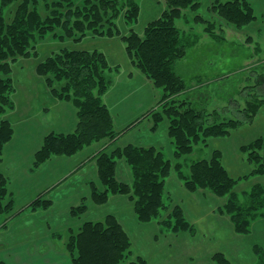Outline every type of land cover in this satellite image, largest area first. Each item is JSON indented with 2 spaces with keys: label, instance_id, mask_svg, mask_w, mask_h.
I'll use <instances>...</instances> for the list:
<instances>
[{
  "label": "rangeland",
  "instance_id": "374dc122",
  "mask_svg": "<svg viewBox=\"0 0 264 264\" xmlns=\"http://www.w3.org/2000/svg\"><path fill=\"white\" fill-rule=\"evenodd\" d=\"M229 1L235 0H201L199 8L184 11L182 18L176 21L182 36L195 44L188 56L177 65V73L191 88L187 98L196 108L205 111V127L231 120L241 124L227 137L201 141L195 145L193 154L181 158L175 155V143L169 135L170 119L163 116L159 123L156 122V114L161 115L164 109V91L136 66L123 40L132 32L144 37L147 26L161 18L167 10L166 0H134L139 11L137 18L127 22L126 14L131 8L123 9L115 20L116 30L112 35L94 34L93 31L83 35L77 31L70 36L62 27H55L54 32L31 42L28 56L10 60L15 90L10 95L13 108L4 118H10L16 131L0 158V173L7 180V200L13 201L14 210L0 215V243L5 242L2 236H7L5 247L9 248L13 242L27 244L20 249L25 252L30 249L33 253L32 262L28 264H73L66 249L69 237L86 221L103 220L107 215H114L132 241L131 261L141 256L147 264H215L213 256L224 253L231 264H264V207L260 208L264 201L249 218L248 234H237L232 215L225 211L233 196L236 195V201L242 207L247 206L254 188H264V175L254 174L259 165L254 163L249 152H243L244 146L264 137V106L250 122L246 112L248 102L264 100V0H239L249 2L256 16L255 21L241 28L228 23L213 10L217 3ZM12 8L3 12L8 21L15 11ZM42 15L46 16L44 12ZM63 50L104 54L108 63L105 76L112 83L100 99L103 104L105 99L108 101L105 105L114 113L115 126L119 130L116 139L112 137L90 145L86 148L93 146V149L88 152L84 151L86 148L80 151L74 159L79 162L78 166L64 172L67 180L75 174L79 176L73 183L74 201L67 190L59 189L63 184L56 179L60 175L58 168H49L54 174L59 172L50 179L52 183L45 184L43 179L47 165L57 157L37 169L34 167L35 155L43 146L45 137L51 133L64 134L55 127L56 120L62 115V110L57 107L64 106L65 110L74 107L73 102L62 100L52 93L53 89L63 93L67 81H56L54 75L42 77L37 72L41 63ZM47 78L53 79L52 87ZM45 110L51 111L48 120L40 118ZM66 121L69 125L71 117ZM71 123L75 120L72 119ZM75 130L65 133L71 134ZM128 145L154 147L171 161L174 168L167 179L169 208L162 213V218L151 224H142L137 220L129 196H111L112 201L104 206H96L91 198L92 184L102 190L98 175L99 155L102 152L112 154ZM215 151L222 153L224 167L239 183L225 197L210 190L190 193L185 183L190 178L192 163L210 160ZM261 155L263 157L264 152ZM177 164H181L184 179L175 170ZM117 176L125 183L133 181L131 168L124 160L118 162ZM36 186L43 190L39 191ZM39 197L50 200L52 206L33 211L30 205ZM80 206H86L87 212L79 217L73 216L72 209ZM176 206L183 209L184 217L193 226L194 232L175 234L162 225L170 219ZM50 234L58 245L47 239L48 245L44 246L47 256H55L53 259L38 255L40 248L35 241L47 235L51 237ZM46 248L42 247V250ZM61 252L62 255H59ZM0 259L4 261L2 257Z\"/></svg>",
  "mask_w": 264,
  "mask_h": 264
},
{
  "label": "trees",
  "instance_id": "16d2710c",
  "mask_svg": "<svg viewBox=\"0 0 264 264\" xmlns=\"http://www.w3.org/2000/svg\"><path fill=\"white\" fill-rule=\"evenodd\" d=\"M166 3L167 10L161 18L147 26L144 37L132 32L124 36L123 40L136 66L157 88L164 91V109L161 115L156 114V122L159 123L163 116L170 119L169 135L175 143V155L181 158L193 154L195 145L201 141L227 137L241 123L231 120L205 127V111L196 108L187 98L191 88L177 73V65L188 56L195 44L182 36L176 21L182 18L184 11L199 8L201 0H166ZM126 7L131 8L126 14V21L133 22L139 12L134 0H0V158L15 132L12 122L4 118L13 108L10 95L15 90L10 60L28 56L31 42L54 32L55 27H62L70 36L77 31L83 35L87 31L112 35L116 30L115 20ZM11 8L15 11L8 21L3 12ZM213 10L237 28L256 20L254 9L247 1L219 2ZM107 67L104 54L85 50H63L38 66L40 76L54 75L56 81H67L63 93L55 89L52 93L55 97L73 102L77 110V127L71 134L51 133L45 137L43 146L35 155V169L53 157H73L97 142L112 137L116 139L114 118L100 99L112 83L105 76ZM47 82L53 86L52 78H47ZM263 106L264 100L248 102L247 120H254ZM243 152H249L254 163L259 165L254 174L264 175V155H261L264 152V137L244 146ZM99 156L98 175L102 190L92 184L91 196L96 206L109 204L111 196H129L140 223L151 224L162 218V213L169 208L167 179L174 169L162 152L154 147L128 145L116 149L112 154L102 152ZM120 159L131 168L133 181L130 184L118 179ZM221 159L222 153L215 151L210 160L192 163L190 178L185 183L187 190L190 193L210 190L221 197L231 194L239 180L230 176ZM175 170L184 179L181 164H177ZM8 194L7 180L0 173V215L10 214L14 210L13 201L7 200ZM250 195V205L242 207L235 195L225 206V211L232 215L237 234L249 233V218L263 203L264 188L256 186ZM52 204L50 200L39 197L30 207L38 211L48 209ZM86 212V206L72 209L75 217ZM162 225L175 234L194 232L180 206L172 210L170 219L162 222ZM132 246L130 237L118 219L114 215H107L103 220L83 223L69 237L66 249L73 264H147L141 256L131 261ZM213 261L215 264H231L224 253L215 254ZM0 264L7 263L0 259Z\"/></svg>",
  "mask_w": 264,
  "mask_h": 264
},
{
  "label": "crops",
  "instance_id": "0c3cea01",
  "mask_svg": "<svg viewBox=\"0 0 264 264\" xmlns=\"http://www.w3.org/2000/svg\"><path fill=\"white\" fill-rule=\"evenodd\" d=\"M104 102H105V104L108 105V101L106 99L104 100ZM65 106H68V104H65ZM137 107L139 109H142L141 108L142 106H140V105L139 106L137 105ZM57 108H59V110H62L61 111L62 115H61V117L59 119L56 120V126L55 127L59 128L61 130L60 133L63 132L64 134H66L65 133L66 131H70V130L73 131L76 128V122H77L76 109L73 107L72 109L70 108L69 110H65L64 106H58ZM134 109H136V107H134ZM111 113H112V110H111ZM50 114H51L50 110H45V111H43V116L40 117V118L48 120L47 117ZM112 114H113V117H114V120H115V115H114V113H112ZM69 117H71L70 124L66 125L67 124L66 119H68ZM137 117L138 116L133 117V119L137 118ZM8 119L10 120V118H8ZM72 119L75 120V123H73V124L71 123ZM115 124H116V120H115ZM127 125H128V123H127ZM127 125H125V127ZM42 126H43V124H42ZM125 127H123L122 129H124ZM115 130H116V132L119 131V130L116 129V126H115ZM15 131H16V129H15ZM119 141H121V140H119ZM93 145H95V144H93ZM118 145H121V144H118ZM92 149H93V146L90 147V148H86L84 151L88 152L89 150H92ZM78 155H80V153ZM78 155L75 156V157H72V158L57 157L55 160H53L51 162V164H48L47 165V169L45 170V172L42 171L45 174L44 178H43L44 181H45V184H47L48 182L52 183L50 179L53 178L55 176V174L59 173V172L56 171L55 174H54L53 171L49 170V168H51V167L58 168V170L60 171V175H59V178H56V179H58V181H60L59 183L63 184V185L60 184L61 186H60L59 189L67 190L68 191V196H69V193H70V195H72L73 194V190H74L73 189V183L78 180L79 176H77L75 174L72 179L67 180L66 177H65L66 174H64V172L66 171V173H67V172H69L70 169L73 170L74 167L78 166L79 162H77V161L75 162V160H74V159H76V157H78ZM82 172H84V171H82ZM84 175H85V173H84ZM88 176H86L85 178H88ZM80 181H82V180H80ZM36 189H38L39 191L43 190V189L40 188V186H36ZM69 190H71V191L69 192ZM71 198L73 199L72 201H74L76 196L72 195ZM7 231H9V230H7ZM2 237L5 238V242H6V237L7 236L6 237L2 236ZM53 238H55V237L52 236V235H51V237L49 235H47V236H44V237H40L39 239H35V241L38 242L39 248L41 249V250L39 249V254L38 255H40V256L44 255V257H47V258H48V256H51L52 259H53V257H55L54 255H48L47 256V253H46L47 252L46 246L48 245V242L46 241L47 239H50L52 243L55 242V245H58V244H56V240H54ZM52 239H53V241H52ZM5 242L4 243H0V257H2L6 263H8V264H28V263L32 262L30 260V258L32 257L33 253L30 252V249H28L26 252H25L24 249H20V248L26 246L27 244L22 245V244H17L15 242H13V244H10V247L8 248V247H5L7 245V243H5ZM60 242L61 241H59V243ZM44 245H46V246H44ZM28 246H30V245H28ZM42 247H45L46 249L42 250ZM58 254L62 255V252L58 253Z\"/></svg>",
  "mask_w": 264,
  "mask_h": 264
}]
</instances>
